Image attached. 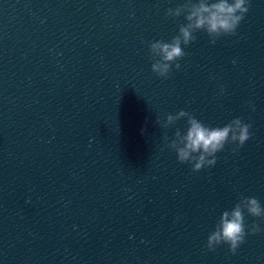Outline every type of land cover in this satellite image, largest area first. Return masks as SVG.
<instances>
[{"label": "water", "instance_id": "1", "mask_svg": "<svg viewBox=\"0 0 264 264\" xmlns=\"http://www.w3.org/2000/svg\"><path fill=\"white\" fill-rule=\"evenodd\" d=\"M185 2L0 0V264H264V232L205 248L241 197L264 208V0L157 78L148 45L177 34L183 15L164 13ZM180 110L239 118L250 139L192 173L161 151Z\"/></svg>", "mask_w": 264, "mask_h": 264}, {"label": "clouds", "instance_id": "2", "mask_svg": "<svg viewBox=\"0 0 264 264\" xmlns=\"http://www.w3.org/2000/svg\"><path fill=\"white\" fill-rule=\"evenodd\" d=\"M249 10L248 0H186L177 7L169 8L164 18L175 19L183 15L185 23L180 25L177 34L169 41L156 40L149 43L148 55L152 61L150 71L160 79H168L172 71L181 68L178 61L184 59V51L196 37L194 33L203 31L209 38L210 44H215L220 37L236 35L240 22ZM223 87L220 93L223 94ZM254 110V109H253ZM186 121L185 132L177 130L170 142L161 149L167 148L176 155L178 164H188L192 173L213 167L217 162V153L225 146L231 147L233 154L250 139V123H244L236 118L223 127H210L194 117L191 112L180 110L175 115L166 114L160 125L164 128L174 125L177 121ZM255 218L259 223L246 224L245 217ZM264 224V208L255 197H241L231 208L221 213L214 230L207 236L205 248L211 252L220 245H227L228 252L235 254L238 247L245 242L246 236L264 232L260 225Z\"/></svg>", "mask_w": 264, "mask_h": 264}]
</instances>
